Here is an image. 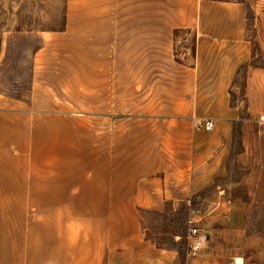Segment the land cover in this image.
I'll return each mask as SVG.
<instances>
[{"label":"crops","instance_id":"obj_1","mask_svg":"<svg viewBox=\"0 0 264 264\" xmlns=\"http://www.w3.org/2000/svg\"><path fill=\"white\" fill-rule=\"evenodd\" d=\"M251 56L240 3L66 0L27 97L0 96V264H180L140 213L226 176Z\"/></svg>","mask_w":264,"mask_h":264},{"label":"rangeland","instance_id":"obj_2","mask_svg":"<svg viewBox=\"0 0 264 264\" xmlns=\"http://www.w3.org/2000/svg\"><path fill=\"white\" fill-rule=\"evenodd\" d=\"M217 1L244 6L252 51L234 80L237 94H231L233 106L243 109V122L234 129L227 174L192 197V203L184 206L187 211L166 209L162 214L145 211L140 215L158 247H181L184 264H231L234 258H242L243 264H264V123L258 121L264 113V0ZM65 2L0 0V96L27 97L41 33L62 29ZM248 106L250 113H246ZM190 219L204 236L203 247L194 257L186 255ZM178 233L184 235V243L181 238L174 241Z\"/></svg>","mask_w":264,"mask_h":264},{"label":"built area","instance_id":"obj_3","mask_svg":"<svg viewBox=\"0 0 264 264\" xmlns=\"http://www.w3.org/2000/svg\"><path fill=\"white\" fill-rule=\"evenodd\" d=\"M259 123H264V115L258 117ZM199 129H203L205 132H210L214 127V122L211 119H206L197 124ZM195 222L190 219L188 224L190 228L188 229L187 239H188V250L187 257H194L203 247L204 240L203 235L198 227L192 226ZM231 264H243L242 258H234Z\"/></svg>","mask_w":264,"mask_h":264},{"label":"trees","instance_id":"obj_4","mask_svg":"<svg viewBox=\"0 0 264 264\" xmlns=\"http://www.w3.org/2000/svg\"><path fill=\"white\" fill-rule=\"evenodd\" d=\"M231 105H233V104H231ZM192 203V202H191ZM190 208H191V206H190ZM189 208V209H190ZM183 210L184 211H187L188 210V208H186V207H181V209L178 211V212H183ZM178 235V234H177ZM179 236H180V238H181V241H182V243H184V235L183 234H179ZM177 252H178V255H179V259H180V264H184L185 263V254H184V252L182 251V249H181V247L179 246L178 248H177Z\"/></svg>","mask_w":264,"mask_h":264}]
</instances>
